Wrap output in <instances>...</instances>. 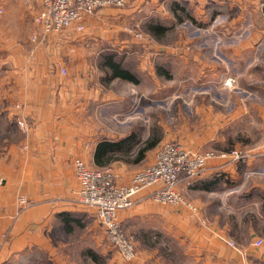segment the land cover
Masks as SVG:
<instances>
[{
    "label": "crops",
    "instance_id": "obj_1",
    "mask_svg": "<svg viewBox=\"0 0 264 264\" xmlns=\"http://www.w3.org/2000/svg\"><path fill=\"white\" fill-rule=\"evenodd\" d=\"M40 4L41 0H0V121L6 138L7 121L23 118L31 125L27 135L17 127L9 130L15 141L6 144L0 156V264L21 260L31 249L49 252L56 262L67 261L69 254L59 250L72 243H81V257L90 260L87 249L94 250L87 243L95 244L99 226L92 210L74 202L79 186L73 161L79 158L92 169L111 167L121 184L153 163L164 126L158 120L150 128L148 101L161 102L164 80L186 76L201 82L191 87L215 89L230 66L238 80L254 73L256 81L264 83V0H127L121 9L105 7L88 16L83 33L72 30L35 45L29 39ZM219 11L227 12L223 16L234 31V48L222 54V61L212 56L211 65L203 64L206 58L189 48L168 50L161 43L172 27L167 24L170 19L182 25L186 17L196 15L202 22ZM150 26H158L163 35L143 30ZM105 48L130 51L133 65H124L136 84L119 79L101 84L99 57ZM208 72L210 78L203 80ZM117 81L129 85L125 93L112 87ZM251 101L226 120L239 123L238 131L246 138L249 130L264 135V103ZM218 131L214 127L208 138H217ZM124 137L133 138L127 160L114 155L104 168L98 167L97 145ZM155 139V147L146 148ZM244 146L246 158L239 164L209 161L195 184L179 186L197 206V217L143 197L118 214L122 227L146 220L158 229L157 238L168 237L175 244L162 248L167 257L161 249L144 248L130 264H264V141ZM135 158L140 160L132 162ZM19 193L30 204L21 212L15 204ZM78 226L85 227L81 239L65 242L66 234ZM257 239L262 240L258 248L253 245ZM225 241H232L237 250ZM116 262L124 264L117 255Z\"/></svg>",
    "mask_w": 264,
    "mask_h": 264
},
{
    "label": "rangeland",
    "instance_id": "obj_2",
    "mask_svg": "<svg viewBox=\"0 0 264 264\" xmlns=\"http://www.w3.org/2000/svg\"><path fill=\"white\" fill-rule=\"evenodd\" d=\"M226 13L227 12L219 11L218 14H209L206 19L202 18V22L196 15H192L191 19L186 17V19L182 21V25L170 19V22L167 24L169 26L172 25V27L163 38L160 39L161 43L168 50L177 48V50L183 52L185 48H189V52L199 54L202 59L206 58L202 60L203 64L211 65L210 57L212 56L222 61V54L234 48L233 26L224 18L223 15ZM144 26L146 27V24ZM143 30L146 31L147 29L144 28ZM144 31H142V33L146 35ZM187 40H192V44L186 45L185 41ZM145 50H148V47H146ZM129 52L130 51L126 48L120 50L105 48L100 54L99 62L102 55L114 53L120 58L123 57L125 65L132 67V60H130L132 59V55H130ZM199 70L200 69L197 71L200 72ZM206 70L209 69L206 67L205 71ZM202 72H204V69ZM225 73L226 76L223 77V75H221L220 77V86H217L218 88L216 87L215 89L191 87L190 84L201 82L189 81L186 76H174L171 81H163L164 90L162 94H159V96H161V102L155 103L151 101L152 99H149L150 102L148 101L149 104L153 105L148 109V116L151 123L150 128L152 129L155 122L158 120L161 121L164 126L161 127L159 131L164 140L161 141L156 150H154L155 155L161 146L173 142L187 151H198L200 153L209 150L215 153H221L222 151H228V153L237 151L242 155H246L244 143H248L249 145L264 141V135L256 134L250 130L248 138L242 136L238 131L239 123L226 121L232 114L237 111L242 112L243 108L246 109L248 107L247 101L253 100L258 106H262L264 103V83L256 81L259 80V77L254 73H251L246 79L240 77L238 80L236 70L230 66H226ZM210 74V72L205 73L202 79L210 78ZM229 77L233 79V85L231 87L223 86L222 82ZM112 87L118 92L125 93L129 85H127L126 82L119 83L117 81ZM123 95V98H128L127 94ZM150 97L152 96L150 95ZM155 97L153 100H155ZM253 101H251V103ZM0 123L2 124V121H0ZM6 123L7 138L5 133H3V131L6 132V126L2 124L1 127H3V129L0 130V156L5 154V145H9L11 141H15L13 133L11 132L8 134L9 130L16 127L15 120L11 119ZM214 127L220 128V131L217 132V138L210 139L208 138V132ZM163 133H165V137ZM242 161L243 160H239L238 164ZM108 169H111V167ZM112 171L114 170L112 169ZM114 173L116 174L115 171ZM222 177L223 176H220L219 178L223 179ZM19 195L22 194L19 193ZM84 228L85 227L78 226L73 233L66 234L68 238L65 237V242H74V240L79 241L85 232ZM95 230L98 236L97 241L95 244L93 242H88V246L91 247L89 249L96 251L104 264H118L116 262L117 253L109 247L103 230L100 227H96ZM156 231H158V229L150 227L146 220L136 224L129 223L122 227V233L133 242L134 249H136V258L134 261L139 258L141 250L144 248H158L161 249V253L164 256H168L163 253L162 248L173 247L175 245L174 241L168 237L157 238L155 235L157 234L155 233ZM82 248L81 243H72L70 246L66 245L65 247L62 246L59 252H66L70 257L67 261L58 262L51 258L49 252L45 253L38 249H31L30 252L26 254L25 258L14 261L12 264H93L92 261L81 257L82 252L79 253V250Z\"/></svg>",
    "mask_w": 264,
    "mask_h": 264
},
{
    "label": "built area",
    "instance_id": "obj_3",
    "mask_svg": "<svg viewBox=\"0 0 264 264\" xmlns=\"http://www.w3.org/2000/svg\"><path fill=\"white\" fill-rule=\"evenodd\" d=\"M127 0H41L40 9L33 16L34 32L29 41L35 45L48 42V38L64 32L83 33L84 20L105 7L121 9ZM0 9V13H1ZM59 73L66 75L65 69ZM234 81L230 77L222 84L231 87ZM16 127L23 135H27L31 125L23 118L15 119ZM245 154L237 151L215 153L206 151L184 150L176 143H166L155 155L153 163L145 165L135 173L126 184L118 182V176L112 169H90L81 159L73 161V170L79 186L76 202L81 207L92 210L94 218L105 234L109 247L115 250L124 264H130L136 258L133 242L122 233V225L118 214L132 209L137 200L145 198L154 204L184 208L191 215L198 216V208L185 198L179 188L195 184L212 160L238 163L244 160ZM17 211L29 208L30 204L24 195L15 198ZM232 249H236L232 241H225ZM262 244L261 239L254 242L255 247Z\"/></svg>",
    "mask_w": 264,
    "mask_h": 264
},
{
    "label": "trees",
    "instance_id": "obj_4",
    "mask_svg": "<svg viewBox=\"0 0 264 264\" xmlns=\"http://www.w3.org/2000/svg\"><path fill=\"white\" fill-rule=\"evenodd\" d=\"M174 8L177 9V6H175ZM147 30L152 35L154 34L163 35V30L160 29L158 26H154V27L150 26ZM99 69L100 71H102V75L100 77V82L102 85H106L108 81H111L113 79H119L121 81L131 82L132 84L137 83L135 77L131 74L130 71H128V69L124 65L123 57L120 58L114 53H106L101 56V60L99 62ZM132 143H133L132 137H124V139L119 140L117 142L108 141L98 144L95 149V153H96L94 157L95 164L100 168H104V164H108L109 161L115 159L114 155L120 157L119 161L125 162L127 160L126 157L130 153L129 151L133 146ZM156 143L157 140L155 139L150 144H147L146 148L148 147L153 148L155 147ZM139 160L140 158H135L133 159L132 162H138ZM207 189H209V186L205 185V190ZM65 224L66 227H68L67 221L65 222ZM87 255L93 264H104L97 252L87 250Z\"/></svg>",
    "mask_w": 264,
    "mask_h": 264
}]
</instances>
